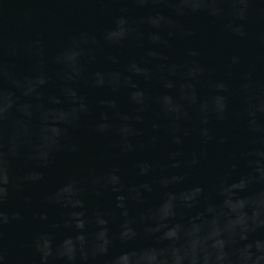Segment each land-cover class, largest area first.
I'll return each mask as SVG.
<instances>
[{
	"label": "clouds",
	"instance_id": "obj_1",
	"mask_svg": "<svg viewBox=\"0 0 264 264\" xmlns=\"http://www.w3.org/2000/svg\"><path fill=\"white\" fill-rule=\"evenodd\" d=\"M139 7L154 4H166L176 18L206 14L209 17L223 19L231 15L234 19L226 25L234 35L247 36L243 23L249 18L250 6L258 0H119ZM225 5H231V9ZM130 9L121 8L115 15L112 24L104 29L103 41L109 46H122L126 41L139 40L143 36L141 25L147 24L152 29L162 30L173 27L177 20L162 10H154L147 16L133 18ZM183 28L182 25H180ZM184 35L192 36L194 32L186 30ZM173 35V33H169ZM153 44H168L159 32L150 33ZM99 45L95 37L86 34L72 37L71 42L56 53L53 62L59 66L60 96L51 97L56 107H47L41 101L43 92L52 83L41 66L33 74L16 76L13 65L4 59V38L0 33V264H12L4 247L6 226L20 221L22 213L7 207L13 192L21 193L26 185L38 184L45 179V171L55 164L61 155H76L81 151L78 133L92 116L94 107L87 95L76 87L80 80H86L92 88L110 87L119 92L122 84L130 86L129 102L136 106L137 113L145 112L152 102L158 106L162 116L172 126L168 129L172 142L183 143V132L186 137L190 131L181 125V121L191 120L195 110L200 117L199 135L203 142L213 139L209 125L213 121L223 122L228 119L229 85L223 81L210 82L208 95H201L198 85L205 69L197 62L183 65H161L170 76L179 75L182 82L162 77V84L167 91L158 96H151L139 83L123 77L120 72H89L88 66L95 59V49L85 48L87 44ZM39 46V41L28 48ZM8 54L17 55L15 43L8 44ZM149 56L167 60L155 51ZM197 56L195 50L189 53ZM114 62L115 58H112ZM232 63H239V58L232 57ZM137 76L143 77L146 83L153 79L151 69L141 68L137 61L129 64ZM251 79V77H249ZM5 81L14 85L16 91L5 87ZM250 85H244V119L250 135L249 146L235 157L229 171L217 177L216 192L219 205L212 202L201 184H193L182 191H165L162 200L155 208L141 212V218L151 216L156 219L162 210L163 230L146 228L143 232L131 227V220L126 219L122 230L113 236L108 227L106 213L97 208L89 215L87 196L94 193L99 196L103 190L115 194L116 208L123 209L124 217L131 216L128 202L131 198L137 205H144L148 197L141 189L151 194L153 185L148 181L128 186L121 169L88 170L87 178L79 174H70L63 182L45 197L47 204L68 210L59 221L53 220L45 229L34 236L31 241L33 252L32 264H89L90 260L104 256L107 264H264V219L261 218V206L264 205V99L250 94ZM66 97L68 107H63ZM101 108L118 110L117 99H101ZM119 123H113L107 111L100 113L92 123V131L100 137L114 136L113 147L119 154L128 155L137 150L134 138L143 135L142 124L145 117H135L117 111ZM134 121V122H133ZM159 123H153L155 131ZM158 137L152 136L147 146L155 147ZM223 143L224 141L221 140ZM144 146V145H140ZM179 153H172V168H180L181 162L175 160ZM23 160L28 167L23 175H16L13 162ZM199 163L193 154L192 165ZM135 169L139 177H147L154 171V165L147 160H138ZM184 175H173L160 180L163 189H170L172 184L182 183ZM128 195H125V189ZM30 200V197H25ZM204 207L195 215H188L194 209ZM182 209L187 223L175 221L178 210ZM35 219L49 221L47 212L38 213ZM95 225V231H90ZM210 231V239L207 230ZM197 234H200L199 236ZM150 241L140 243V241ZM99 241H102L99 242ZM119 241V250H115ZM203 253V255H201Z\"/></svg>",
	"mask_w": 264,
	"mask_h": 264
},
{
	"label": "water",
	"instance_id": "obj_2",
	"mask_svg": "<svg viewBox=\"0 0 264 264\" xmlns=\"http://www.w3.org/2000/svg\"><path fill=\"white\" fill-rule=\"evenodd\" d=\"M225 7L231 9V5ZM121 8L130 9L129 15L133 18L147 16L154 10H162L172 15L178 22L175 26H166L162 30L152 29L147 24L141 25L143 32L141 39L126 41L122 46H109L103 41V32L112 24L114 16L119 14ZM233 19L231 15L219 19L203 13L176 18L170 6L166 4L139 7L131 3H121L119 0H0V33L4 38L5 61L14 66L12 71L20 77L33 74L43 61L45 72L52 77V83L41 89L43 99L33 100V103L42 102L50 108L57 106L52 103L51 97L60 96V86L64 81L60 78V69L53 62V57L71 42L72 37L86 34L100 42L99 45L91 43L84 45L85 48L95 49V59L88 66L89 72H120L123 77L139 83L155 97L167 91L163 87L162 77L176 80L178 84L182 82L179 75L170 76L167 69H162L161 65L167 64L170 67L172 64L183 65L195 61L205 69L198 85L201 95L209 94L210 82L223 81L229 85L227 94L230 104L228 119L223 122L213 121L209 125L213 139L207 143L203 142L198 132L201 126L199 114L194 109L190 110L192 119L180 123L191 134L185 137L183 132L179 133L183 137V143L176 145L172 142L168 130L172 124L162 116L155 102H152L145 112L135 111L136 106L129 102L128 93L131 89L127 83L122 84L119 92H113L110 87L92 88L86 80H80L72 85L87 95L94 107L92 116L77 134L81 151L76 155L61 154L54 165L44 170L45 179L42 182L26 185L21 193L13 192L7 207L13 211H20L23 218L5 228L4 247L12 264H32L31 241L34 236L44 230L51 221L61 220L68 211L50 206L44 197L70 174L75 173L87 178L88 170L91 168L99 171L119 167L128 186L148 181L154 188L151 194L141 189L143 195L148 197L144 205H137L130 198L128 207L132 211L131 216L127 218L122 215L123 209L116 208L115 194L110 190H103L99 196L94 193L88 194L89 215L91 216L97 208L102 209L106 213L104 218L109 220L108 227L113 236L119 234L126 219L131 220L130 226L140 232L146 228L163 230L162 210L156 219L150 215L142 219L140 213L158 206L164 192L168 190L179 192L193 184H201L205 187L209 199L219 205L220 199L215 187L217 177L230 170L235 157L249 146L251 139L243 115L246 107L244 85H250L248 89L250 94L264 99V0H258L250 6L246 22L237 21L244 24L246 37L234 35L226 28ZM186 30H191L194 35H184L183 32ZM152 32H159L168 44L151 43ZM37 41L39 46L27 47ZM9 43L17 45V55L8 54ZM193 50L198 52L197 56L189 55ZM150 51H155L168 59L149 56ZM233 56L239 58V63H232ZM113 57L116 62L113 61ZM132 61H137L141 68L151 69L153 76L151 82L146 83L143 77L135 74V69L129 68ZM5 87L16 91L14 85L8 81H5ZM113 98L118 101V110L101 108L97 103L101 99ZM61 99L64 100L61 106L68 107L67 98L61 96ZM103 111L109 113L113 123L120 122L117 111L133 117L136 115L145 117L142 124L136 125L142 129L143 135L134 138L138 145L134 153L119 154L118 149L113 147L116 137H100L91 130L93 121ZM153 123L161 125L158 131L153 130ZM152 136L158 137L155 147L147 146ZM174 152L179 153L175 160L181 162L180 168L171 167L174 162L171 154ZM193 154L199 160L196 165L191 164ZM138 160H147L154 165L151 175L147 177L137 175L134 166ZM27 167L28 164L23 160L13 162L16 175H23ZM173 175H184L186 180L172 184L170 189L161 188L160 180L164 177L171 178ZM125 195H128L127 188ZM25 197H30V200H26ZM203 207L202 202L200 209H194L188 215H195ZM41 212H47L49 221L35 219ZM261 218L264 219V205L261 206ZM176 222L187 223V217L182 209L178 210L176 220L168 223ZM95 230V225H90V231ZM210 231L211 229L207 230L209 239ZM147 242L150 241H140ZM119 247L117 241L115 250H119ZM107 261L108 257L101 256L90 260L89 264H107Z\"/></svg>",
	"mask_w": 264,
	"mask_h": 264
}]
</instances>
